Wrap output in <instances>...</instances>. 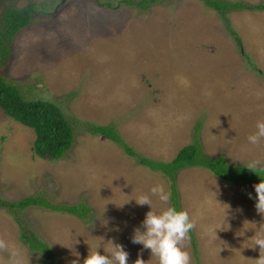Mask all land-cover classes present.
<instances>
[{
    "label": "rangeland",
    "instance_id": "obj_1",
    "mask_svg": "<svg viewBox=\"0 0 264 264\" xmlns=\"http://www.w3.org/2000/svg\"><path fill=\"white\" fill-rule=\"evenodd\" d=\"M103 1L110 7L96 0H0V20L10 6L47 10L32 14L14 36L0 75L25 98L58 105L74 129L63 157L41 159L32 151L33 130L0 109V199L39 195L91 208L82 219L44 206L15 212L0 206V239L25 264H83L89 251L107 255L111 244L124 248L127 264L138 258L157 264L149 249L132 242L150 210L132 198L148 194L159 212L171 202L150 189L169 190V182L119 144L90 134L91 124H114L139 156L163 161L192 141L199 124L204 153L264 166V142L247 140L264 120V10L234 9L222 17L203 0H158L147 9L138 0ZM175 180L181 208L196 221L195 250L185 242L191 264H255L260 250L252 239L264 230L255 207L259 182L228 183L197 166L180 169ZM23 230L49 247L50 259L22 241ZM0 264H9L7 252H0Z\"/></svg>",
    "mask_w": 264,
    "mask_h": 264
},
{
    "label": "trees",
    "instance_id": "obj_2",
    "mask_svg": "<svg viewBox=\"0 0 264 264\" xmlns=\"http://www.w3.org/2000/svg\"><path fill=\"white\" fill-rule=\"evenodd\" d=\"M100 6L110 7V2L96 0ZM158 0H138L136 3L140 9H147L152 3ZM128 4H134V0H124ZM206 6L218 11L222 17L234 9L264 10V3L260 2L249 5L243 1L229 0H203ZM35 3H28L26 6L16 8L7 7L3 10L0 20V61H3L11 49L14 36L25 28L31 20V15L38 12L46 13L47 10L37 8ZM237 44L241 45V39L236 31L230 28ZM0 109L14 121L31 128L34 132L32 144L33 154L41 159L56 160L63 157L74 144V129L69 119L64 115L61 108L49 100L25 98L18 86L8 82L0 75ZM200 125L194 128L192 141L182 146L171 160H155L138 153L129 146L121 137L114 124L99 125L91 124L87 131L90 134L102 135L106 139L119 144L130 156H137L138 162L147 166L153 171H160L169 182L171 193V206L181 209L179 193L176 186V173L186 167H202L213 175L228 183L237 182H260L264 176L248 169L245 165H232L227 162L223 155L211 157L204 153L197 135ZM1 151V150H0ZM6 205L12 212L25 209L29 206H44L54 211H62L68 214L86 219L91 212L89 205L79 202L72 205H56L39 195H29L18 201H3L0 199V206ZM22 241L28 244L31 250L43 252L47 259L51 257L49 247L41 242L36 235L26 230L21 231ZM190 240L195 250L193 231L190 233ZM196 253V252H195ZM54 264V263H52Z\"/></svg>",
    "mask_w": 264,
    "mask_h": 264
},
{
    "label": "clouds",
    "instance_id": "obj_3",
    "mask_svg": "<svg viewBox=\"0 0 264 264\" xmlns=\"http://www.w3.org/2000/svg\"><path fill=\"white\" fill-rule=\"evenodd\" d=\"M182 84L188 85L184 77L177 78ZM210 95V93H209ZM256 130L247 137L249 144L259 146L264 142V120L257 121ZM248 169L264 176V166L258 161H251L245 165ZM256 193V210L264 215V179L254 185ZM152 196L168 204L171 193L166 190L163 184H156L150 189ZM130 199V198H129ZM127 199L124 202H127ZM138 205H149L150 210L145 214L142 222L144 230H135L132 237L133 243L141 244L151 251L157 264H191V255L186 250L185 242L190 239V233L196 228V221L190 216L186 209H177L168 206L157 212L152 209V200L148 194L139 193L132 198ZM123 202V203H124ZM252 245L258 246L260 255L255 259V264H264V230L259 229L252 239ZM97 248V247H96ZM0 252L9 254V264H25L18 250L10 248L8 242L0 239ZM128 253L119 244H111V250L107 255H102L98 251H89L83 264H127ZM28 264V259H27ZM135 264H145L142 259H137Z\"/></svg>",
    "mask_w": 264,
    "mask_h": 264
}]
</instances>
